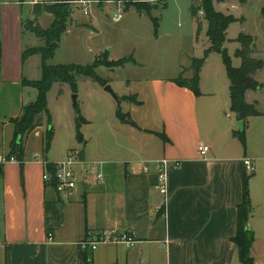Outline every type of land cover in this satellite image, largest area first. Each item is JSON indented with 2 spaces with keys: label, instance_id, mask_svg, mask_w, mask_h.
Returning a JSON list of instances; mask_svg holds the SVG:
<instances>
[{
  "label": "crops",
  "instance_id": "1",
  "mask_svg": "<svg viewBox=\"0 0 264 264\" xmlns=\"http://www.w3.org/2000/svg\"><path fill=\"white\" fill-rule=\"evenodd\" d=\"M30 1L0 0V27L14 28L10 42L0 40V156L4 158L10 154L15 140L13 120L36 98L35 92L22 83L38 80L39 77H32V70L41 65L38 55L22 60L23 51L32 45L33 37L36 39L34 31L22 29V22L33 16ZM56 1L39 0L40 4ZM94 4L100 7L115 4L114 17L121 16L116 21L125 17L126 9L121 11L117 2L89 5ZM22 8L27 14L25 19L20 15ZM51 22L48 13L37 17L43 30ZM196 22L200 24V33L197 37L196 26L192 51L183 63H174L165 75L150 77L134 72L125 79L117 97L134 98V102L119 103L125 106L123 114L129 116L131 123L121 122L111 108L106 113L101 105L99 110L90 111L92 108L86 103V111L82 116L79 113L85 121L79 130L82 138L79 142L76 113L71 102H66V119L60 125L67 142L57 154L52 150L53 142L59 139L57 127L47 105L50 122L44 115V121L22 139V165L17 161L0 165V264H5L6 255L9 264H80L81 242L93 240L102 232L130 234L135 244L127 247L104 243L94 251L88 249L92 264H240L231 239L236 233L245 174L251 205L247 227L254 235L250 255L253 264H264V104L261 105L260 96L263 83L255 79L257 71L253 79L262 87L247 91L245 102L262 115L242 120L244 142H241L237 135L238 120L230 109V83L219 54L210 53L200 70L199 96L181 86L182 80L192 76L191 59L201 58L210 46L207 25L198 17ZM72 23L73 18L61 40L69 36ZM227 34L228 31L223 44L226 50ZM154 36L157 37L156 30ZM157 38L151 43L152 53L158 45ZM197 50L200 57L196 56ZM110 53L109 61L119 60L111 59ZM257 53L259 50L254 48L252 56L259 59ZM128 57L133 58L132 55L122 58ZM133 61L123 66L141 67L136 57ZM79 82L87 98L92 93L98 103L108 101L103 87L84 77L77 78V99L82 93ZM59 87L61 99H69L70 87L67 84ZM49 129L53 136L45 150L44 138ZM201 145L209 148L205 155L199 153ZM71 151L78 152L81 162L97 165L104 182L79 185L64 200L43 182V163L61 162ZM161 160L179 164L167 172L166 202L157 191V165ZM244 160L252 162L251 174L246 173ZM84 168L85 165L76 166L80 177ZM53 203L57 221L52 220L46 209L47 204ZM48 225L52 227V240H48Z\"/></svg>",
  "mask_w": 264,
  "mask_h": 264
},
{
  "label": "rangeland",
  "instance_id": "2",
  "mask_svg": "<svg viewBox=\"0 0 264 264\" xmlns=\"http://www.w3.org/2000/svg\"><path fill=\"white\" fill-rule=\"evenodd\" d=\"M166 2L167 0H145V4L152 8L150 17L146 14L140 16V14L136 12V9L131 7L124 11L125 17L119 22L113 19L117 12V6L115 4H107L102 7L96 4L88 5L87 10L89 15H84L83 7L72 3V6L75 7H71L73 15L70 19L73 18V23L71 25L69 36L61 40L70 27L68 23L64 34L61 35V42L58 46L59 49L55 52L56 54L55 57H53V60H50L48 63L50 65L53 63H75L80 66H89L99 56L105 53H107L108 58V53H110V51V58L115 60L132 55L133 58L136 57L142 64L140 68H133L131 65H128L123 66L120 69L102 67L96 71L101 78L106 79L111 83V85H107L110 86L115 95L121 93L124 88L123 83L125 79L129 78L134 72L150 77L167 74L169 71L168 69L171 68L174 63H177V65L183 63L186 55L192 51L191 46L195 32L194 28L197 26V17L198 20L206 25L207 22L205 20L203 0H169L167 3ZM54 4L55 2L42 3L40 5L50 7L54 6ZM210 4L214 11H219L224 15H232L236 19V22L231 24L228 30H226L228 31L227 37L229 38V45H227L226 51L231 58L232 66L238 68L241 65V60L234 56L235 49L240 47L239 43L235 42L234 39H236L241 33L253 36L254 40L257 42V45H255L254 48L259 50V53H257L256 56L264 62V23H262L264 20L261 16V9L264 7V0H246L244 4H240L237 0H227L222 3L217 0H211ZM29 6L32 7V5ZM192 6H194L197 12L196 16L191 14ZM119 8H121L122 11V9L125 8L124 4L119 3ZM24 9L25 8L21 9L22 14L20 15L22 19L27 17ZM200 11L202 12V15L198 14ZM151 18H155L157 21L156 33L158 38L154 36L155 29ZM241 19H244L245 22L242 23V21H240ZM9 26V28L5 27L4 29L0 27V40L5 41L6 43L11 41V36L14 30L11 25ZM156 38L158 40V45L157 47H154L155 51L152 53L151 43ZM43 44L44 42L42 39L37 37L34 39L33 37L32 45L26 47V49L37 50L42 47ZM200 55L201 54H199L198 51L196 56L200 57ZM35 64L36 62L33 61V66H35ZM36 70L37 69L34 67L32 70V77H39L40 79L41 70L40 68H38L37 71ZM255 79L263 83V88L260 91L262 99L261 105L263 106L264 67L256 74ZM26 81L35 82L37 80ZM59 85L62 84H54L46 95V101L49 112L52 115L53 124L57 127L56 133L58 134L57 138L59 139H55L52 144V150L57 152V154L61 153L63 144L67 142L64 134L65 131L60 125L66 119L64 114L66 102H71L70 104L77 115L86 111V103L88 104V107L90 106V109L92 108L90 111H93L94 108L97 109L101 105L103 106V111L106 113L110 108L113 114H115L116 111H121L122 113L125 112V106L118 104L109 93L105 92L109 99L104 104L98 103L99 100H97L92 93H90L89 98H87L83 93L84 89L80 82L78 83V89H80L83 94L81 93V98H76L75 103L77 109H75L73 102L74 94L71 93L69 99H67V97L61 99ZM28 88L32 89V92L37 94V91L34 88ZM66 90V92L69 90L67 86ZM122 99L127 102L132 101L131 96H124ZM97 110H99V108ZM44 115L45 114L40 113L35 116L34 123L40 125L41 122L44 121Z\"/></svg>",
  "mask_w": 264,
  "mask_h": 264
},
{
  "label": "trees",
  "instance_id": "3",
  "mask_svg": "<svg viewBox=\"0 0 264 264\" xmlns=\"http://www.w3.org/2000/svg\"><path fill=\"white\" fill-rule=\"evenodd\" d=\"M75 1L83 2H97L102 5L106 2L123 3L124 9L131 7L135 8L138 13H144L150 17L152 8L145 4V0H57L54 6H41L36 4L33 6L32 15L34 19H25L22 22L23 31L33 32L37 38L43 40L44 44L37 50L25 49L22 53V60H26L28 57L38 55L41 60L40 70L41 77L35 82H27L23 80V85L26 87H32L37 91L36 98L33 103H30L22 108L21 115L18 119L13 120L15 125V140L11 144V152L6 157L9 159L13 157L15 161L22 165V139L26 133L33 130L37 124L34 123V118L40 113L47 116V122H50V115L47 110L46 95L51 89L53 84L61 83L67 84L72 93H77V78L84 77L90 78L96 82L99 86L105 87L108 82L101 79L96 69L98 67L117 68L127 63H133V58H122L117 61H109L107 53L99 56L91 65L80 66L78 64H58L50 65L48 62L53 59L55 52L58 49L61 35L64 34L70 17L72 14V3ZM211 0H203V8L205 12V20L207 22L206 36L209 40L210 46L203 53L201 58H192L190 64V70L192 76L190 79L182 80L181 86L190 90L195 96L200 95L199 91V73L203 67L207 56L215 52L221 56L222 63L225 68L226 76L229 80V96H230V109L233 113L239 114L241 120H245L249 117H258L262 114L255 110L254 106L248 105L245 102V93L247 91H257L261 89L262 85L253 79V75L263 69V60L254 58L252 56L254 49V38L250 35L239 34L235 42L239 43L240 47L236 50L235 56L241 60V65L238 68H234L231 64V59L227 54L223 44L226 41V30L228 27L236 22V19L232 15H224L221 12L214 11L211 4ZM218 2H224L227 0H217ZM229 1V0H228ZM240 4H244L246 0H237ZM42 13H48L52 16V22L45 30L41 29L36 21ZM191 14L196 16L197 12L194 6L191 7ZM261 16L264 20V7L261 9ZM153 27L156 30L157 21L155 18H151ZM240 21H243L241 19ZM200 33V24L197 25L196 36ZM61 94V91H59ZM131 102H134V98ZM118 100H123L118 98ZM136 103V102H135ZM116 117L121 121H130L127 114H123L121 111H116ZM84 119L76 114L75 126L76 137L79 142L82 141L81 134L79 132L80 127L84 124ZM131 123V121H130ZM241 142H244V130L237 133ZM52 130L49 129L44 138V149L48 150L52 141ZM49 170L52 169V165L49 164ZM248 175L245 174L242 184V201L237 207L236 215V233L231 239L237 250L238 260L240 264H253V259L250 255L252 245L254 243L253 232L247 227L251 205L247 188ZM47 186V185H46ZM50 187L52 190L53 188ZM50 207V208H49ZM46 209L52 214V220L57 221L58 216L56 214L57 208L55 203L46 205ZM48 224V220H47ZM47 235L51 234L52 227L47 226ZM79 263L80 264H92V259L89 250H79ZM5 264H9L8 255H6Z\"/></svg>",
  "mask_w": 264,
  "mask_h": 264
},
{
  "label": "built area",
  "instance_id": "4",
  "mask_svg": "<svg viewBox=\"0 0 264 264\" xmlns=\"http://www.w3.org/2000/svg\"><path fill=\"white\" fill-rule=\"evenodd\" d=\"M83 7L84 15H88L87 7L90 3L93 2H83L75 1L73 2ZM29 5L40 4L39 0H31L28 2ZM199 15H202V12H198ZM120 15H116L114 20H119ZM32 19L34 17L32 16ZM209 151L207 146L201 145L199 147V153L205 155ZM15 161L13 157L6 159L3 156H0V165L5 162ZM43 182L47 186H51L60 199L66 200L71 193H73L79 185H86L89 182H96L97 184H103L104 175L95 164H89L81 162L78 156L77 151L69 152L65 160L57 162L52 165V169L49 170V164L47 162L43 163ZM85 165L83 175L80 177L76 171V166ZM178 163L175 162L173 165L167 160H161L157 165V191L164 198V202L167 200V172L171 168L178 167ZM245 171L247 174H251L253 171V164L250 160H244ZM48 240H52V234H48ZM111 243V244H124L127 247H131L135 244L133 236L127 233H111V232H102L93 240L86 239L80 244L81 250L94 251L96 250L99 244Z\"/></svg>",
  "mask_w": 264,
  "mask_h": 264
},
{
  "label": "water",
  "instance_id": "5",
  "mask_svg": "<svg viewBox=\"0 0 264 264\" xmlns=\"http://www.w3.org/2000/svg\"><path fill=\"white\" fill-rule=\"evenodd\" d=\"M104 91H105L106 93H109V94L111 95V97H112V98H113L118 104L120 103V101L118 100L117 95H115V94L112 92L110 86L106 85V86L104 87ZM75 100H76V95L73 96V102H74V108L77 109V105H76V103H75ZM236 119L238 120L237 127H238L239 131H242V130H243V127H244V124H243V121L241 120L239 114H236Z\"/></svg>",
  "mask_w": 264,
  "mask_h": 264
}]
</instances>
